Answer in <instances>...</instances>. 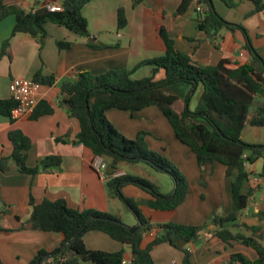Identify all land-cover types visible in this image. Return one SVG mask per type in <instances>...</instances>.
<instances>
[{"label":"crops","instance_id":"0c3cea01","mask_svg":"<svg viewBox=\"0 0 264 264\" xmlns=\"http://www.w3.org/2000/svg\"><path fill=\"white\" fill-rule=\"evenodd\" d=\"M180 1L145 0L133 7L131 0H92L82 9L90 34L88 39L78 37L64 27L48 23L45 25L47 38L41 44L38 39L25 34L12 37L15 24L13 16L0 22V55L3 42L9 40V56H0V101L10 99L8 86L14 78L33 79L37 72L43 77L53 78L50 86L42 85L38 95V101L45 102L51 108V115L37 120H11L0 116V158H7L12 153L13 147L8 137L12 130H20L31 141L26 158L27 167H36L48 156L61 158L58 167L42 170L35 176L21 174L14 168L0 172V263L30 264L40 250L52 252L61 246V234L22 229L23 224L30 219L33 210L31 204L39 205L44 200L63 199L71 209L108 213L122 221L119 207L121 204L125 205L108 196L107 180L92 167L95 159L104 160L94 156L88 148L77 142L78 122L59 103L60 85L63 81L74 80L82 73L100 75L110 70H131L141 61L162 56L165 47L159 36L161 27L169 32L175 48L189 55L197 64L215 66L222 60L237 65L249 62L241 31L232 33L222 30L214 40H209L197 27L198 20L202 18L196 11L199 5L190 7L183 15H174ZM56 2L58 1L4 0L5 4L18 5L26 10ZM213 6L221 18L230 24L240 25L247 32L253 47L264 59V11L248 16L254 9L252 0H241L233 9L227 8L220 1H215ZM119 9L124 11L126 19V26L121 30L117 29ZM87 41H93L99 48L88 47ZM59 42H68L70 46L61 50L57 46ZM151 73L150 67H142L131 77L142 79L149 77ZM160 75L161 73L158 77ZM163 91L177 98V112L185 106L194 111L204 88L201 84L192 88L187 83H176L166 86ZM105 117L118 132L129 138L137 136L141 128L149 131L153 148L174 157L176 166L190 180H197L201 172L208 176L204 181L205 191L200 188L198 195L195 193L200 212L189 208L187 202L192 199L186 194L184 201L173 211H157L140 206L141 214L150 224L199 225L215 209L221 210L223 217L231 212V179L225 175V167H217L215 164L218 163H206L200 168L194 154L175 138L169 123L156 107H147L137 112L109 109L105 112ZM241 139L250 146H264V127L246 124L241 132ZM119 166L113 174L126 173ZM263 168L264 153L254 164L246 167L249 177L242 191L249 194V198L239 220L241 226L256 228L257 231L252 233L238 227L235 232L254 236L264 247V179L258 176ZM216 173L218 178L214 179ZM121 192L127 198L150 199L149 194L135 186H125ZM136 222L137 220L132 226H139ZM208 229L213 230V227L209 226ZM158 234L157 230L144 234L143 247ZM83 241L90 250H122L123 261L126 264L131 262L130 248L111 240L103 233L87 232ZM164 245L166 244L153 248L151 256L154 264H158L163 258H166L163 264H182L183 258L168 250H159ZM178 247L189 253L190 264H204V261L205 264H226L232 254H243L251 261L256 260V254L251 248L236 241L226 244L210 233H204L194 244L179 242Z\"/></svg>","mask_w":264,"mask_h":264},{"label":"trees","instance_id":"16d2710c","mask_svg":"<svg viewBox=\"0 0 264 264\" xmlns=\"http://www.w3.org/2000/svg\"><path fill=\"white\" fill-rule=\"evenodd\" d=\"M62 3L63 11L49 12L45 7L26 10L18 5H8L0 0V22L13 16L15 24L12 37L18 34L29 35L42 44L47 38L45 25L48 23L64 27L78 37L90 38L87 20L82 9L92 0H57ZM145 0H131L136 7ZM222 2L227 8H236L241 0H181L174 15L185 14L194 5H205L207 10L198 20V30L209 40H214L222 30L234 33L241 31L249 62L244 65L231 64L227 60L215 66H203L192 61L189 55L178 51L169 32L161 27L159 36L165 52L162 56L141 61L131 70H110L104 74L82 73L74 80H65L60 85V105L79 125L77 142L88 148L94 156L102 158L108 167L106 187L108 196L120 200L135 216L139 229L130 232L129 227L119 218L95 210H75L68 207L63 199L44 200L33 207L30 219L22 229L58 233L63 236L61 246L52 251L40 250L30 264H122L124 253L105 252L88 249L83 241L87 232H100L111 240L130 248V264H154L151 252L154 247L166 244L177 248L179 242L196 243L202 232L229 244L236 241L251 248L256 260L251 261L243 254H232L226 264H264V247L254 236L235 232L243 227L252 233L256 228H247L239 220L247 207L249 194H244L243 185L249 177L244 164H254L264 153V146H250L241 139L246 124L264 127V59L251 43L247 32L240 26L225 21L215 11L213 3ZM254 9L248 16L264 11V0H252ZM126 26L124 11L117 12V29ZM9 40L2 44L1 55L9 56ZM59 49L70 46L68 42L57 43ZM90 48H99L93 41H87ZM142 67H150L149 77L133 79L131 76ZM161 73L160 77H158ZM33 80L41 85L50 86L52 77L35 73ZM176 83H187L196 88H204L200 101L194 111L187 106L180 112L175 110L177 98L166 94L163 89ZM17 104L11 98L0 101V116L15 120L12 111ZM156 107L165 117L173 130L175 138L194 154L197 164L202 168L206 163H218L225 167V175L231 179V212L223 217L213 214L207 225L189 226L175 223L153 225L141 214L139 207L146 206L157 211H173L185 199L187 184L184 177L169 161L149 151L143 132L134 140L126 139L106 119L105 112L118 109L137 112L147 107ZM52 110L45 102H39L26 118L37 120L51 115ZM12 153L0 158V172L14 168L21 174L37 175L40 171L58 167L59 156H48L34 168L26 165L31 141L20 130L8 134ZM146 164L157 171L168 174L174 184L170 194L160 193L158 187L149 181L130 174L112 177L119 164ZM264 179V168L258 175ZM135 186L150 195L148 200L125 197L121 189ZM152 230L158 235L143 247V236ZM2 264V263H0ZM182 264H190L189 253L184 250Z\"/></svg>","mask_w":264,"mask_h":264},{"label":"rangeland","instance_id":"374dc122","mask_svg":"<svg viewBox=\"0 0 264 264\" xmlns=\"http://www.w3.org/2000/svg\"><path fill=\"white\" fill-rule=\"evenodd\" d=\"M142 122H144V121H142ZM139 131H140L139 133L143 132L145 134L144 140H145V143L147 145V149L149 151H151V152H153V153L161 156L162 158L166 159L174 167H176L178 169L179 173L184 177V179L186 181V184H187V192H186V194H189L190 195V198L192 199L191 202H189V203L187 202L189 208L191 210L195 209L196 211L198 209V212H200V206H197V204H196L195 193L198 195V191L201 190L200 188H202V190L205 191L204 181H205V178H207L208 176L204 172H201L200 173L201 176L198 177L197 180H195V181L190 180L176 166V163L174 162L175 161L174 160V157L169 156L168 154L165 155L160 150H156L155 148H153L152 141H151V139H149V137H150V134L148 133L149 131H146L143 128H141ZM124 137L126 139H129V140H134L137 136H132V138H129L128 136H124ZM215 165L217 167H219V168L222 167V165H220V164H215ZM119 167L122 168L127 174L134 175V176H137L139 178H142V179H145V180L149 181L150 183H152L153 185H155L156 187H158L160 193L166 194L169 191L172 192L173 189H174L173 181H172L171 177L168 174H166V173H164L162 171H157L156 169H154V168H152V167H150V166H148L146 164H143V163H139V164H129V163H126L125 162V163H122L121 166H119ZM217 178H218V175L216 173L214 175V179H217ZM220 211L221 210H216L215 209L209 215V218L213 214H217L219 216H222V213ZM119 213H120V217L122 218L123 223L129 225L128 227H131L132 225L135 224V221L137 219L122 204L119 207ZM208 219L205 222H201V224H199V225H192V224H187V225H189V226H203V225H207V229H208V227L210 226V224L208 223ZM132 227H136V226H132ZM204 233H207V232L206 231L202 232L201 235H200V238L203 236ZM159 248H161L159 250H168V252L170 251V252L174 253L176 256L181 257V259L184 258V250L182 248L177 247L176 249H172V248H170V247H168L166 245L161 246ZM165 261H166V258H163L162 260L158 261L157 263L158 264H160V263L163 264V263H165ZM167 261H169V260H167ZM202 264H203V262H202ZM204 264H205V261H204Z\"/></svg>","mask_w":264,"mask_h":264},{"label":"built area","instance_id":"2783aa9c","mask_svg":"<svg viewBox=\"0 0 264 264\" xmlns=\"http://www.w3.org/2000/svg\"><path fill=\"white\" fill-rule=\"evenodd\" d=\"M44 7L49 12L63 11V5L59 1L52 4H46ZM206 10L207 8L205 5H199L196 8L197 13L202 17ZM41 89L42 85L33 79L14 78L9 82L8 90L10 98L17 104L16 108L12 111L14 119H24L31 114L39 103L38 95ZM244 166L246 168L248 163H245ZM92 167L104 180H108V166L104 161L97 158L93 161ZM121 175V173H116L113 174L112 177H118ZM122 264H126V262L123 261Z\"/></svg>","mask_w":264,"mask_h":264},{"label":"water","instance_id":"95a60500","mask_svg":"<svg viewBox=\"0 0 264 264\" xmlns=\"http://www.w3.org/2000/svg\"><path fill=\"white\" fill-rule=\"evenodd\" d=\"M107 172H108V173H112V172H113V169H112L111 167H108V168H107ZM138 229H139V226H136V227H129V231H130V232H135V231H137ZM37 264H40V261H38Z\"/></svg>","mask_w":264,"mask_h":264}]
</instances>
